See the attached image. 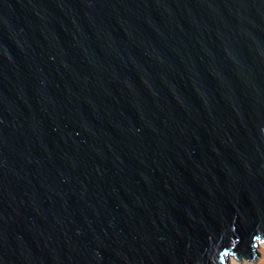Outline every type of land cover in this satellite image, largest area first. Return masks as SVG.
<instances>
[{
    "label": "water",
    "instance_id": "95a60500",
    "mask_svg": "<svg viewBox=\"0 0 264 264\" xmlns=\"http://www.w3.org/2000/svg\"><path fill=\"white\" fill-rule=\"evenodd\" d=\"M263 242L264 0H0V264Z\"/></svg>",
    "mask_w": 264,
    "mask_h": 264
},
{
    "label": "rangeland",
    "instance_id": "374dc122",
    "mask_svg": "<svg viewBox=\"0 0 264 264\" xmlns=\"http://www.w3.org/2000/svg\"><path fill=\"white\" fill-rule=\"evenodd\" d=\"M260 255L259 258H256L253 262L247 261L245 258L236 259L234 256H229L228 264H264V242L260 246Z\"/></svg>",
    "mask_w": 264,
    "mask_h": 264
},
{
    "label": "crops",
    "instance_id": "0c3cea01",
    "mask_svg": "<svg viewBox=\"0 0 264 264\" xmlns=\"http://www.w3.org/2000/svg\"><path fill=\"white\" fill-rule=\"evenodd\" d=\"M262 255H260L259 257H257V258H259L260 259V257H261ZM253 262V261H252Z\"/></svg>",
    "mask_w": 264,
    "mask_h": 264
}]
</instances>
